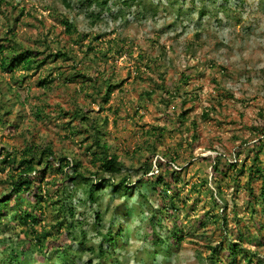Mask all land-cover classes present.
<instances>
[{
  "label": "rangeland",
  "instance_id": "obj_1",
  "mask_svg": "<svg viewBox=\"0 0 264 264\" xmlns=\"http://www.w3.org/2000/svg\"><path fill=\"white\" fill-rule=\"evenodd\" d=\"M79 1L70 11L59 0H0V46L70 56L52 57L37 71L0 69V163L7 152L17 165L26 147L50 146L95 181V117L123 176L136 183L152 161L147 176L162 175L165 185L148 190L143 181L128 194L107 186L93 205L83 182L49 170L38 176L47 199L25 195L19 206L37 223L8 220L18 211L13 203L0 218V264H15L13 251L39 238L43 246L27 251L28 264H64L55 251L68 254V264H210L211 257L216 264H264L257 204L263 181L256 173L264 172V0H113L97 25ZM66 20L77 33L66 31ZM107 84L113 89L106 101ZM13 174L0 165V199ZM65 203L74 210L71 228L58 219ZM96 211L103 215L98 224ZM119 228L123 242L109 246L100 234L112 229L115 237ZM83 237L96 254L79 248ZM226 242L239 246L236 261Z\"/></svg>",
  "mask_w": 264,
  "mask_h": 264
},
{
  "label": "trees",
  "instance_id": "obj_2",
  "mask_svg": "<svg viewBox=\"0 0 264 264\" xmlns=\"http://www.w3.org/2000/svg\"><path fill=\"white\" fill-rule=\"evenodd\" d=\"M60 3L70 11L75 10V6L72 4V0H59ZM113 0H84L79 1L81 8L85 9V17L90 21L92 25H97L99 22L103 20V14L106 12H110L111 8L109 7L110 2ZM132 2L134 0H122L123 5L128 6L129 2ZM185 0H182L184 3ZM139 4H143V0H139ZM93 8L95 10H93ZM218 8L223 9V6L219 5ZM224 10V9H223ZM205 12L203 9L199 12L200 15L204 16ZM66 31L68 33L75 34L77 33V27L73 22H70L69 20H66ZM85 37V36H84ZM6 49V50H5ZM39 52H35L33 50L23 49L18 50L15 48H6V46H0V69L3 71L8 72H15L16 69H23L24 71H37L39 68L44 66L46 64L47 60L60 58V59H69V53L66 51H58L57 54L49 55L48 57L42 58ZM77 76L81 78H86L83 76L82 73H79ZM69 81V80H68ZM54 82L53 79H44L39 84L40 86H43L44 88H47ZM113 86L110 84L106 85V93H105V100L107 101L108 97L110 96V93L112 92ZM9 92H12L13 95L17 96L15 91L12 89H8ZM77 114V117L85 122L87 118H85L84 113L75 112ZM264 119V115H261ZM90 120H92V128L95 132L91 133V139L92 143L99 149V151H95L93 154L96 156L97 161L99 162V170L95 172L94 175L96 177L95 181H92L91 177H87L84 172H82L81 164L78 160H73L68 157H61L57 159L55 157V153L53 152L52 148L50 146H45L41 148L40 151L36 149V147L28 146L26 147L22 154L20 155V159L18 161V164L16 165V160L11 159V154L7 152L3 158L2 166H8L9 170H11L14 174L10 178V188H8V192L4 197L0 199V218L4 219L6 217V211H7V205L13 203L14 207L17 212L11 215L12 218L8 219L11 221L20 220L25 225H27L29 220L32 221V223H37L39 219L35 217V215L27 212H22L19 208L21 205V200L25 195H28L33 199V202L39 203L41 201H45V198L41 194V183L43 182L42 179H40L38 176L45 174L49 170H56L61 173L62 176H64L65 179H69L73 182H83L88 187V200L91 204L95 205L98 202L97 194L100 193L105 187H112L115 193L123 192L125 194H128L133 191L134 186L137 185L139 189H142L144 186L143 181H146L147 185L146 187L148 190H154L157 191L159 189V186L165 185L163 181L162 175L158 176L156 179H153L152 176H147L149 171L152 169V161H146L145 164H143L140 167V170L143 171V177L138 180L136 183H133V181L130 180V176L126 175L123 176L122 170L124 164L120 162L119 157L116 154H112L110 152V147L105 143L101 141V138L99 137L100 129L97 128V125H99L97 122H95L96 118L91 117ZM261 134L264 135V127H262ZM166 157V156H164ZM170 159L168 157L165 158V163H168V160ZM217 160H219L217 158ZM173 160L170 159L169 162H172ZM162 163L159 164L158 167H162ZM229 167H233L229 165ZM41 168V169H40ZM66 170V171H65ZM131 170V169H130ZM129 170V171H130ZM213 170L215 172V175H221V171L219 170L217 166V162H215L213 166ZM257 174L262 179V187L260 190V194L258 196V205H261L264 212V172L261 168L257 167ZM16 171V172H15ZM250 171H252V167H250ZM159 172V171H158ZM39 178V179H38ZM135 184V185H133ZM167 195L166 190L162 189ZM170 198L169 196H167ZM48 200H46L47 202ZM66 206V212L63 215V217L58 219H64L66 223H68L67 227L71 228L73 225V218H74V210L72 207H68V203L64 204ZM14 208V209H15ZM64 209V208H63ZM59 211H61L59 209ZM55 218V221L59 223L60 220ZM95 220L96 223H100L103 220V215L101 211H96L95 213ZM29 232H25L27 234ZM121 228H119L118 233L115 235L112 233V229H109L105 234H100L104 241L109 244V246L116 247L119 243V241L123 240L121 239ZM26 236H29L28 234ZM173 238L175 239V242H180V238H176V234H173ZM85 237L81 239L79 242L80 245L79 248L82 247L84 251H90L93 254H96V249L93 247H86L85 243ZM159 244V243H156ZM230 251V257L236 261L238 254L240 253L239 246L237 244H233L230 242L225 243ZM43 246L42 239H38L34 244L32 243V239L26 240L22 246L18 247V251L14 250L13 253L16 255H11V259L13 263L15 264H28V261L25 259V254L27 251H37L40 250L39 247ZM106 250H104L103 246L100 245L99 249L97 250L98 257L99 258H106ZM56 255L59 256V258L64 262V264H68L70 261V256L68 254L60 253V251H55ZM213 255L217 256V251L215 249L212 250ZM247 259V258H246ZM211 261L210 264H216L214 257L209 258ZM72 262V261H71ZM248 262L250 263V260L248 259ZM93 262L90 261L88 264H92ZM259 263V262H257Z\"/></svg>",
  "mask_w": 264,
  "mask_h": 264
}]
</instances>
